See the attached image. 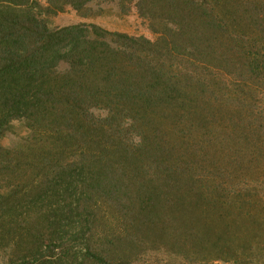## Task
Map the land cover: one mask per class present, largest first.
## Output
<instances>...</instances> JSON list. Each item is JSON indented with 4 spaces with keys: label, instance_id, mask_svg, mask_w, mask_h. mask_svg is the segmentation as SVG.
Returning <instances> with one entry per match:
<instances>
[{
    "label": "trees",
    "instance_id": "trees-1",
    "mask_svg": "<svg viewBox=\"0 0 264 264\" xmlns=\"http://www.w3.org/2000/svg\"><path fill=\"white\" fill-rule=\"evenodd\" d=\"M93 1L95 0H51V6L44 7L37 0H0V175L2 171L12 167L18 168V159L13 155L16 152L18 158L19 151H11L1 145V140L9 133L13 123L25 120L34 128V125L43 124L49 119H68L66 115L71 112L69 102L83 105L86 112L103 107L110 109L108 116L100 117L98 121L99 128L106 133L105 137L116 141L119 137L116 136L117 133L121 132L116 128L121 127V123L124 128H132L136 134L135 138L140 141L130 148L118 145L120 142L116 145L123 147V153L128 155V159L131 158L139 164L147 162L166 174V178L172 179L173 174L183 172L182 169L170 168L172 165L163 154H168L169 144L166 140L170 141L169 138L174 137L179 138L175 148L182 151L191 149V152L196 154L194 150L199 145L215 152L220 149L231 151L237 147L238 154L242 155L240 160L242 157L250 161L255 158L259 159V162L264 160V106L259 105L261 100H264V0H247L250 3L245 5H242L244 0H210L208 4L204 3V0L201 4H206L204 7L193 4L194 0H182L188 3V13L193 14L196 9L200 13L194 15L198 17V22L191 30L192 35L186 36L185 44H172L173 49L168 45L164 46V40L153 43L147 38L109 32L95 24L60 29L50 26L52 17L59 12H65L66 7L82 12ZM160 1L150 0L151 12ZM165 1L173 3L176 0ZM191 2L192 4H189ZM174 19L177 25H182L188 21V16ZM178 31L179 28H176L177 39L183 40L182 30L177 34ZM248 31L252 32L248 34ZM205 35L211 36L216 50L212 52L215 56L209 66L218 74L212 75L207 82L201 75L194 78H168L169 74L179 70L174 63L176 59L182 58L185 60L183 65L195 67L201 55H208L212 51L207 48L206 41L201 42L205 40L201 39ZM114 44L121 50L113 48ZM192 44H197L198 48H194ZM60 59H64L68 65L64 72L56 68ZM55 62L56 64H53ZM103 85L111 89L103 91ZM205 120L210 121L212 129L202 132ZM91 126L97 128L94 122ZM228 127L231 128L230 134L234 143L233 145L232 141H229L233 146L231 148L221 147L222 142H228L223 133L224 130H229ZM70 130L69 125L65 126V136L68 138ZM95 131L97 130H90V134L93 135ZM221 133L224 137L222 140L218 136ZM78 135H82L80 131ZM200 136L209 138V141L199 143ZM63 143L65 144L66 140ZM154 144L156 146H153ZM51 146L53 149L45 154L49 157V162L50 156H54L56 150L53 144ZM62 151L57 149L58 156H66L69 153ZM163 159H167L168 164L164 169ZM210 159L211 157L206 163L204 161V164L201 161L197 163L199 166L196 170L201 173L197 178L192 177L186 184L190 186L203 183L206 186L197 189L199 197H212V204L220 205L216 211L212 210L208 217H203L202 211L201 221L199 220L197 225L203 227L204 220L215 221L216 214L222 211L224 215L218 218L221 220L220 226L222 224L224 228L220 231L218 229L214 235L216 238L209 243L199 240L196 241L197 244L183 246H188L189 250L196 246L203 252L209 250L225 262L264 264V260L260 261L262 263L255 261L262 259L260 254H257L259 249L264 250V235L260 241V233L262 235L264 227L261 220L253 217V213H248L249 218L246 217L250 222L247 229L252 228L251 235H256L253 237V243H250L249 236H245L251 246L250 254L248 249L241 251L237 248L236 243L240 239L234 235L236 230L245 228V205H249L252 210V205L246 202V197L251 194L248 199L255 204L253 207L264 202V197L256 190L261 184L256 181V176L253 178L252 175L255 167L252 163L230 160L225 165L222 164L223 175L217 173L211 176L209 165L213 166L216 161ZM101 160L97 162L99 165ZM77 166L74 163V167ZM72 167L71 163L65 168L67 171L54 179H51V169L47 167L45 181L37 182V188L46 184L47 188L35 203L29 204L32 209L36 207L37 210L31 213L32 209L29 212V209L22 208L28 213L26 223L33 227L38 224L43 228L33 236L32 231L23 228H18L20 231L17 235L15 228L12 230V226L3 222L12 224L15 211L12 214L11 209L6 208L5 194L0 190V216H3L0 217V246L14 238V244L26 243L28 246L21 248L19 253H27L19 254L13 264H30L26 259H31L32 264H112L109 258L90 247L94 238L88 236L87 231L92 230L88 229L89 224L97 220L98 212H102L104 207L110 206L126 218L122 209L124 201L111 196L115 194L112 185L99 181V187L95 188L94 184L89 182L91 173L89 176L88 173L83 175L80 180L83 187L81 186L80 194L75 196L79 181L72 178ZM100 171L97 172L103 175L107 172ZM232 174L234 178H230V184L236 180L238 186H244L247 190L253 189L254 193L249 190L243 193L244 190L240 189L232 196V191L227 188L230 185L226 183L229 177L227 175ZM175 180L178 189L185 181L182 178ZM34 183L30 187L31 194L35 190ZM222 190L226 192L225 196H222L224 192L220 193ZM117 202H122L120 208L116 206ZM236 205L241 208L239 215L235 213ZM234 216L243 217V225L235 226L234 230L230 231V219ZM22 217L25 218V214ZM184 222L182 220L180 227L173 231L174 235L183 227V234L180 235L182 241L188 235H195L198 228L191 222ZM200 231L212 234L205 230ZM139 232L141 231H135V234ZM71 233L74 235L70 236ZM32 237L35 240L33 238L30 242ZM163 237L166 239L164 235ZM200 238H207V235ZM56 243L63 244L56 246ZM77 247L81 251L73 252Z\"/></svg>",
    "mask_w": 264,
    "mask_h": 264
},
{
    "label": "rangeland",
    "instance_id": "rangeland-1",
    "mask_svg": "<svg viewBox=\"0 0 264 264\" xmlns=\"http://www.w3.org/2000/svg\"><path fill=\"white\" fill-rule=\"evenodd\" d=\"M37 1L44 7L51 6V0ZM203 1L204 0H194L193 4L201 6ZM209 1L210 0H205L204 3L208 4L207 2ZM244 1L245 2H242V5L250 3L247 0ZM189 4H192V2ZM206 4L201 7L206 6ZM187 5L188 3L182 0H176L173 3L161 0L160 3L153 7V12H151L150 0H95L87 5V8L82 12H78L72 7H66L65 12H59L56 16L52 17L50 26L52 28L60 29L74 25L95 24L109 32H118L135 38H147L153 43H156L159 40H164V46L168 45L170 49H173L171 46L172 44L175 46L178 45L179 42L186 43V36L188 37L192 35L191 30L192 28H195L198 22V17H195L194 15H198L200 13L199 10L196 9L193 14L190 12L188 13ZM204 10L210 11V9L206 8ZM183 15L188 16V21L182 25H177L174 18H182ZM176 28H179L177 34L182 30L183 40L177 39L175 35ZM252 31H248V34ZM203 38H205V40H202L201 42L206 41L208 43L207 48L212 51L209 52L208 55H201L199 61L196 63L197 66L195 67L193 65H183L185 60L182 58L176 59L174 63L179 67V70H177L176 67L175 70L177 71L169 74L167 76L168 78L174 76L194 78L201 75L204 76L207 82L212 75L218 74L216 70H212L209 66V64L213 62L215 56L212 52L216 51L212 38L208 35L201 37V39ZM115 46L117 45L114 44L113 48L121 50ZM192 46L198 48L197 44H192ZM188 50L187 46V52ZM53 64H56V62ZM67 66L68 65L64 62V59H60L56 68L58 67L60 71L64 72L65 69H68ZM55 75L57 76V74ZM105 86L106 85H103L102 87L103 91L111 89L106 88ZM113 96L115 97V94ZM68 105L70 106L71 111L70 114L66 115L68 119H49L50 121L48 120L43 124L34 125V128L25 120H17L13 123L9 133L1 140V145L4 148L11 151H19L18 158L16 152L13 155L14 158L16 157V159H18V168H16L17 166L12 167L10 170L2 171L0 175V190L5 194L4 202L6 203V208L11 209L12 214L15 211V215H13L15 216V219H13L12 224L7 223L8 221H3L4 223L12 226V230L15 228L17 235L20 231H18V228L32 231V236L33 234H36L37 231L43 230L38 224H35L33 227L30 226L29 223H26L27 221L25 222L28 213L24 210L29 209L30 212L32 207H30L29 204L35 203V200H38L41 194H44L42 191L47 188V184L43 186L40 185V187L37 188V182L43 183L45 181L48 173L47 167L51 169V171H49L51 173V179H54L56 176L67 171L65 168L72 163L73 167L71 170L74 174L72 178L79 181V187L74 194L75 196H78L81 192L82 185L80 180L83 175L88 173L87 176H89L91 173L89 182H92L95 188L99 187V181L112 185V191L115 192V194H112L111 196L118 197L119 201L120 199H123L124 201V203L117 202L119 204L117 205L116 203V206L120 208L122 203V209L126 218L117 213L114 208L110 206L107 208L104 207L105 209L103 208L102 212H98L96 216L97 220L92 221L89 224L88 229L92 228V230H90L91 232L87 231L89 233L88 236L94 238V240H91L90 247L95 251L98 250V252H101L104 256L109 258L112 264H236L234 262H225L219 259L217 254L210 252L209 250H207L208 252H203L201 248L197 246L194 247L193 250H189L188 246L186 248L183 246H190L192 243L197 244L196 241L199 240H205V243H209L216 238L214 235L218 232V229L220 231L224 228L222 224L220 226L221 220L218 218V216L221 218V216L224 215L222 211H219L216 214V222L213 221V219L209 221L204 220L202 222V224H204L203 227L197 225L198 221H201L200 216L202 211H204L203 217H208L212 210L216 211V208L220 205H213L211 200L212 197L207 196L206 198L208 200L199 197L197 189H200L201 186L205 187L206 185L194 182L195 185L190 184L189 186L186 182L192 177L197 178L201 173L196 170L199 166L197 163L201 161V163L204 164V161L206 163V160L209 157H211L210 160L216 161L217 163L216 168V163L213 166L207 163L209 165L208 170H212L211 176L217 173L223 175V163L225 165L230 160L237 161V163L243 161L252 163L255 167L252 170L253 178L256 176V181L261 184L257 186L258 188L256 190L264 197L263 159L261 162H259V159L257 158L251 159L252 161H250L249 159L242 157L240 160V156L242 155L238 154V151L236 150L237 147L233 148L231 151L220 149L215 152L211 148L203 149L199 145L195 148L194 152L196 154H194L191 152V149L182 151L181 149L175 148L178 145L179 138L174 137L169 138L170 141H168V139L166 140L169 144L168 154L167 152L163 154L165 155V158L169 159L172 165L170 168L182 169L183 172H178L176 175L173 174L171 176L172 179L170 177L166 178V174L159 172L157 168L147 162L139 164L132 161L131 158H129V160L128 155L123 153V147H118V145H124L130 148L132 145H136L138 141H140L139 138H135L136 134L132 128H124L121 123V127L116 128L117 130H121V132L116 135L119 136L116 138V141L110 139V137H105L106 133L102 131L103 129L99 128L98 121H100V117L104 118L108 116L111 111L110 109L103 107L101 109H91L86 112V109L81 104L69 102ZM259 105L264 106L263 99ZM92 122H94V126L97 128L91 126ZM67 125H69L71 129L69 131L70 138L65 136V126ZM211 125L210 121L205 120L202 124L201 131L211 130ZM228 128V131L224 130L223 132L228 139V142H222L221 147H233L230 145L231 142H229L232 141L233 143L230 134L231 128ZM90 130L97 131L91 135ZM79 131L82 135H78ZM105 131L107 130L105 129ZM64 136L65 138H63ZM218 136L221 140L224 138L222 137V133ZM198 138H200L199 143L209 141V138L206 137L203 138L200 136ZM65 140L66 143L64 144L63 142ZM118 142L120 143L118 144ZM50 143L54 145L56 150H54V156H50L51 160L49 162V157L45 154L53 149ZM116 143L118 145H116ZM184 143H186V140ZM56 146H58L61 151L63 149L62 152L66 150L69 151V153H67L66 156H58L56 153L58 148ZM153 146L156 145L154 144ZM231 155H235V157H231ZM252 158L254 157L252 156ZM84 159L86 162H84ZM100 160L101 165L98 164ZM74 163L78 166L74 167ZM163 163L164 166L162 169L168 166L167 159ZM104 164L106 167L103 168ZM98 170H101L100 172L107 170V172L103 175L102 173H98ZM205 174L210 175L207 172H205ZM234 174L236 173L234 172ZM234 174L227 175L229 176L227 180L226 178H223L226 180V183L230 185L227 188L232 191V196H234L236 192H238L237 190L240 189L244 190L243 193H245V191L247 193L249 189L247 190L244 186H238L236 180L231 184L229 183L232 181L230 178H234ZM129 178L134 180H129ZM180 178L185 181H183L178 189L175 179ZM32 183H34L33 188L35 189L33 194L30 193ZM86 186L87 182L85 184V187ZM194 186H197V188ZM220 193H223L222 196L226 195L224 190ZM252 193L254 192L252 191ZM249 195L246 197V202L252 205V210H250L249 205H245L243 208V216L246 220L245 228L236 230L234 235L240 239L236 243L237 248H240L241 251H247L248 249L247 252L250 254L251 251L249 248H251V246L247 243L245 236H249L251 240L250 243H253V237L255 234L251 235L253 231L252 228L247 229V227H250L247 226V224L250 223L247 220V218H249L248 213H253V217H257V219L264 223V202L253 207L255 204L249 201L251 198ZM97 196L99 198L98 194ZM74 199H76V197ZM1 202L2 201H0V203ZM22 208H24V210ZM234 208L236 209L235 213L239 215L241 213L240 206L236 205ZM35 210H37L36 207L32 209L31 213ZM23 214H25V218L22 217ZM31 215L33 217L35 216L33 214ZM232 218L233 219H230V225L228 228L230 231H233L235 226H242L244 220L243 217L238 218L237 216H234ZM182 220L185 222H191L194 226L196 225L198 227L195 235H188L183 241L180 236L183 234L181 231L183 227L173 235V231L180 227L179 223ZM238 221H240L239 224H237ZM200 230L212 232V234H206ZM135 231L141 232L135 234ZM72 235L74 234L71 233L70 236ZM203 235H207V238L201 239L200 237H203ZM263 235L264 227L262 235L260 233V241L262 240ZM208 236L212 237V239H209ZM33 238L34 237L29 241L32 242ZM86 238L88 239L89 237ZM14 239H12V241H6L4 243L5 245L3 244L0 246V264H13L19 254L24 255L27 253V251L19 253L22 247L28 248L27 244L23 243V245H16L14 244ZM241 241L243 242L241 243ZM62 244L63 243H56V246ZM75 244L77 243L75 242ZM81 246H83V244ZM78 251L79 249L77 247L73 252ZM86 252L87 250L85 249V253ZM257 254H260L259 256H261L262 259H255L256 262L264 260V250L259 249ZM257 254L256 257L259 258ZM26 262L32 264L31 259H26Z\"/></svg>",
    "mask_w": 264,
    "mask_h": 264
}]
</instances>
